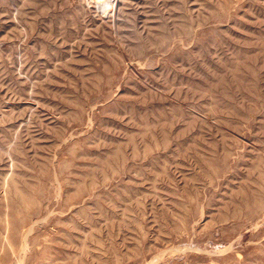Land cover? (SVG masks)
<instances>
[{"label":"rangeland","instance_id":"rangeland-1","mask_svg":"<svg viewBox=\"0 0 264 264\" xmlns=\"http://www.w3.org/2000/svg\"><path fill=\"white\" fill-rule=\"evenodd\" d=\"M106 1L0 0V264H264V0Z\"/></svg>","mask_w":264,"mask_h":264},{"label":"bare ground","instance_id":"bare-ground-1","mask_svg":"<svg viewBox=\"0 0 264 264\" xmlns=\"http://www.w3.org/2000/svg\"><path fill=\"white\" fill-rule=\"evenodd\" d=\"M106 1V0H105ZM107 2V1H106ZM103 3V2H102ZM100 3H98V5H99ZM110 4V3H109ZM101 5H103V4H101ZM105 5H107V4H105ZM96 6V5H95ZM97 7V6H96ZM101 8V7H100ZM101 12V11H100Z\"/></svg>","mask_w":264,"mask_h":264}]
</instances>
